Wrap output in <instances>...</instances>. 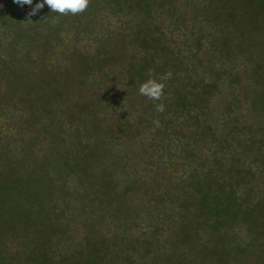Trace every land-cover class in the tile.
I'll use <instances>...</instances> for the list:
<instances>
[{"label": "trees", "instance_id": "16d2710c", "mask_svg": "<svg viewBox=\"0 0 264 264\" xmlns=\"http://www.w3.org/2000/svg\"><path fill=\"white\" fill-rule=\"evenodd\" d=\"M164 3L90 0L83 14L45 5L30 17L0 0V119L81 124L0 139V264H264V190L246 181L240 140H208L200 122H232L228 107L181 73ZM149 69L172 72L162 101L139 94ZM157 119L197 125L140 140L143 129L117 123ZM142 213L152 231L141 239L128 228Z\"/></svg>", "mask_w": 264, "mask_h": 264}, {"label": "rangeland", "instance_id": "374dc122", "mask_svg": "<svg viewBox=\"0 0 264 264\" xmlns=\"http://www.w3.org/2000/svg\"><path fill=\"white\" fill-rule=\"evenodd\" d=\"M162 10L164 43L181 61V73L194 77L212 91L217 105L228 107L226 117L232 122H200V125L214 130L208 140L214 139L213 135L240 140L242 149L239 158L254 175L251 180L247 177L246 181L263 191L264 0H165ZM0 121V139L7 138L11 144L18 138L33 136L25 131L28 128L46 124L47 128L60 127L70 134L75 126L81 125L79 122H34L35 125H32V122ZM117 123L143 129L135 134L136 139H153L156 136L148 129L153 128V122ZM160 123L167 126L181 123L184 132H188L187 127L193 130L195 127L191 126L197 125L184 126L189 122ZM38 135L51 138L55 134L42 131ZM114 137L115 142L122 138L118 132ZM198 154L202 152L198 151ZM243 186L244 183L240 188ZM110 222L114 221L106 217L100 229L106 228ZM130 222L128 229L132 236L142 239L151 235L152 222L144 213L135 215ZM235 231L238 234L237 243L244 241L243 232L239 229ZM162 235L164 233L158 236Z\"/></svg>", "mask_w": 264, "mask_h": 264}, {"label": "clouds", "instance_id": "9594fccd", "mask_svg": "<svg viewBox=\"0 0 264 264\" xmlns=\"http://www.w3.org/2000/svg\"><path fill=\"white\" fill-rule=\"evenodd\" d=\"M14 3L20 7H24L25 5L30 6L31 10L28 12V16L30 17L37 15L45 5H47L51 12L58 13L59 15L67 16L71 14L75 16L87 11L90 0H40V2L36 3L34 6L33 0H14ZM148 75L150 78L140 85L139 94L153 102L162 101L164 98V89L166 87L164 81L171 79L172 72L168 71L163 73L159 77V80L155 78L156 74L153 69L148 70ZM156 111L163 113L165 111V105L163 103H157ZM153 124L155 128L162 126L158 119L153 120Z\"/></svg>", "mask_w": 264, "mask_h": 264}]
</instances>
